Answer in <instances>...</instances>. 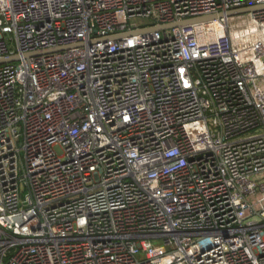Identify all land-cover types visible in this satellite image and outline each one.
Instances as JSON below:
<instances>
[{"label": "built area", "instance_id": "built-area-1", "mask_svg": "<svg viewBox=\"0 0 264 264\" xmlns=\"http://www.w3.org/2000/svg\"><path fill=\"white\" fill-rule=\"evenodd\" d=\"M251 4L0 0V264H264Z\"/></svg>", "mask_w": 264, "mask_h": 264}, {"label": "water", "instance_id": "water-1", "mask_svg": "<svg viewBox=\"0 0 264 264\" xmlns=\"http://www.w3.org/2000/svg\"><path fill=\"white\" fill-rule=\"evenodd\" d=\"M260 9H264V4H251V5H248L245 7L229 10L226 12V14L229 16H232V15L243 14V13H247V12H253L256 10H260ZM221 15H222V13H219V16H221ZM216 16H217L216 14H210V15H204V16H198V17H191V18L181 19V20L173 22L171 24L153 26V27L146 29V30H150V29L156 30V29H162V28L171 27V26H180L183 24H188V23L212 19V18H215ZM146 30H138L135 32H144ZM119 37H121V35H112V36H109L108 38H119ZM60 49H63V47H58V48H54L51 50H60ZM32 54H36V53L35 52L34 53H27L26 56H30ZM18 58H19L18 55H11L8 57H2V58H0V64L6 63L9 61H15Z\"/></svg>", "mask_w": 264, "mask_h": 264}, {"label": "rangeland", "instance_id": "rangeland-1", "mask_svg": "<svg viewBox=\"0 0 264 264\" xmlns=\"http://www.w3.org/2000/svg\"><path fill=\"white\" fill-rule=\"evenodd\" d=\"M135 23H145L147 20H145V19H135V20H133ZM26 193H27V191H26Z\"/></svg>", "mask_w": 264, "mask_h": 264}]
</instances>
